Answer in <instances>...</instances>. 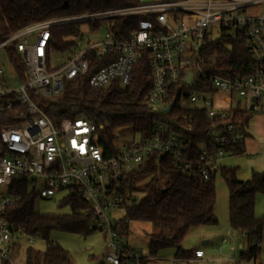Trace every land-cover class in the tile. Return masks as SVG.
Returning a JSON list of instances; mask_svg holds the SVG:
<instances>
[{
	"label": "built area",
	"instance_id": "2783aa9c",
	"mask_svg": "<svg viewBox=\"0 0 264 264\" xmlns=\"http://www.w3.org/2000/svg\"><path fill=\"white\" fill-rule=\"evenodd\" d=\"M259 5L260 13L247 14ZM131 16L142 19L127 39L116 35L110 22ZM71 22L103 23L106 31L102 40L86 41L79 51L75 44L67 61L49 69L50 29ZM230 34L245 37L249 55L235 76L218 66L217 51L211 50L213 43ZM8 47L21 58L23 82ZM144 52L152 80L145 102L153 117L145 135L132 131L131 140L118 144L120 130L107 132L84 117L54 124L31 97L61 95L67 82L87 75L90 67V88L113 83L124 87ZM101 59L106 63L100 67ZM187 75L189 83L184 81ZM219 96L228 108L214 111L213 99ZM180 100L190 107H177ZM238 114L264 115V0H137L116 10L37 23L9 36L0 42V258L9 257L19 238L25 237L29 246L45 241L25 235L5 218V210L16 201L10 188L14 180L24 179L28 190L41 199L80 192L91 227L107 239L98 264H148L150 255L121 245V220L105 213L130 204L123 198L126 179L151 158L169 161L191 180L215 177L222 160L233 155L230 148L247 137L246 126L236 121ZM202 115L208 124L197 128ZM120 128L130 131L132 126ZM242 237L248 239L246 234ZM263 241L252 245L264 251ZM241 252L230 259L232 264H261L244 259L247 249ZM202 256L201 250H194L191 258L173 261L197 264Z\"/></svg>",
	"mask_w": 264,
	"mask_h": 264
},
{
	"label": "trees",
	"instance_id": "16d2710c",
	"mask_svg": "<svg viewBox=\"0 0 264 264\" xmlns=\"http://www.w3.org/2000/svg\"><path fill=\"white\" fill-rule=\"evenodd\" d=\"M135 4L137 0H0V42L37 23L116 10ZM140 19L142 16L117 18L110 25L116 35L127 39L128 32L135 29ZM100 25L98 22H71L52 26L48 48L50 52L67 53L82 35L84 26L91 32L98 30ZM7 50L11 64L23 82L24 66L21 58L12 47ZM211 50L217 51L218 66L230 76L238 74L240 68L249 62L243 35H226L213 43ZM105 63L101 59L98 66ZM92 73L93 69L90 67L87 75L67 82L59 96L47 99L35 95L31 97L54 124L64 118L84 117L97 126H103L107 132L131 125V132L145 135L153 122L145 102L152 81L147 52L143 53L141 60L133 67L130 81L124 87L113 83L108 87L92 89L88 85V78ZM250 117L238 114L235 118L238 123L247 126ZM199 120L197 128L200 125L207 126L208 121L203 115ZM230 150L233 155H241L243 144L233 146ZM218 173L228 192L230 229L240 235L246 234L248 239L263 240L264 214L255 216L254 201L257 194L264 195V172H252L247 181L237 180L235 168H220ZM214 178L204 182L191 180L167 160H147L126 179L123 198L130 201V204L122 207L124 218L117 229L119 236L127 233L129 221L147 222L154 229L146 235L151 257L166 248H173L175 257H189V253L181 246L188 229L217 223L214 216ZM10 193L16 197V201L5 210L8 222L25 235H39L49 244L42 251L28 246L24 252V264H70L68 251L49 242V233L61 231L87 236L96 231L91 227V214L83 213L88 205L77 190L60 201V206L69 207V213L57 215L34 210L37 196L28 190L24 179L14 180ZM137 193L142 195L139 199L135 197ZM246 249L245 260L259 258L261 250L256 246L250 244ZM0 264L9 262L1 259Z\"/></svg>",
	"mask_w": 264,
	"mask_h": 264
},
{
	"label": "rangeland",
	"instance_id": "374dc122",
	"mask_svg": "<svg viewBox=\"0 0 264 264\" xmlns=\"http://www.w3.org/2000/svg\"><path fill=\"white\" fill-rule=\"evenodd\" d=\"M262 5L249 8L247 14L254 15L260 13ZM106 31V26L102 23L97 30L96 34H92L85 26L82 30L81 39L76 44V51L81 50L86 41L95 42L102 40V37ZM75 49L74 47L72 48ZM67 53L59 54L52 52L49 55L48 68L54 69L60 65L63 61H67L72 56L73 50ZM4 60V57H1ZM190 92L191 88L185 87ZM223 98L215 97L213 99V110L227 109L228 106L224 104ZM177 107H190V105L180 100L177 103ZM258 118H264L262 114H254L250 117L248 125L246 126V133H249L253 139H257V129L264 127V120H258ZM129 126V125H128ZM125 127V126H124ZM114 130H120L116 135V142H127L131 140V131L123 130V128H117ZM258 150L255 154L250 156L235 157L238 169H236V178L240 181H247L250 179L251 170H257L264 166V147L259 143ZM215 187V204H214V216L217 220L216 225L212 226H198L188 229L183 241L181 243L182 249L185 251H191L194 248L199 247L205 254V262L203 264H232L230 259L232 257L239 256L240 251H244L247 247L246 239L242 235L235 233L229 227L228 214H227V201L228 192L222 176L218 173L214 178ZM65 195L64 192L56 193L50 199L37 198L34 202V210L41 213L49 214H67L69 213L68 206H60V201ZM142 195L137 193L136 199H139ZM254 214L260 217L264 214V195L257 194L254 201ZM105 215L108 218H115L117 220H123L124 208L108 210ZM154 231L152 226L147 222L129 221L127 224V233L123 236H119V242L122 246L141 250L144 255H149L147 249L146 235ZM224 238L225 244L221 245V240ZM48 241L56 243L68 251L70 255V264H98L99 258L107 243L106 235L103 231L96 230L87 236H82L73 233L51 231L48 236ZM203 241H209L207 244L202 245ZM252 244L254 239L249 240ZM48 242L35 240L31 246L36 250H44ZM239 245L241 248L239 249ZM28 243L25 237L19 238L15 246L12 247L10 255L7 258L9 264H24L25 249L28 247ZM264 247V241L262 242ZM175 257V250L173 248H166L157 252L154 264H177L169 262L170 259ZM209 260H206L208 259ZM260 259L264 262V251L260 253ZM1 260V258H0ZM184 264V263H178Z\"/></svg>",
	"mask_w": 264,
	"mask_h": 264
},
{
	"label": "crops",
	"instance_id": "0c3cea01",
	"mask_svg": "<svg viewBox=\"0 0 264 264\" xmlns=\"http://www.w3.org/2000/svg\"><path fill=\"white\" fill-rule=\"evenodd\" d=\"M261 119L264 120V118H258L259 121ZM255 134H257L256 135L257 139H253V137L249 133H247V137H246V139H245V141L243 143V153L241 155H229V156H226L221 162V168H235V169H238L239 167H238L237 162H236L237 158L235 159V157L250 156V155L255 154L257 152V150H258L259 143H261V145L263 144V147H264V143H263L264 127H261L260 129H257V133H255ZM256 169L257 170H254V169L251 170V173L252 172H258V173L264 172V166H262L261 168H257L256 167ZM250 176H251V174H250ZM222 240H224V238H222ZM222 240H221V245H224L226 242L222 243ZM249 240L250 239H246L247 245L251 244ZM208 242L209 241H203L201 244L204 245V244H207ZM240 248H241V246L239 245V249ZM194 250H201L202 251V249H200L199 247L194 248L191 251H187L189 253V258H191V254H192V252ZM175 258L182 260V259H185V258H188V257H181V258L174 257V258L170 259L169 262L177 263V264L178 263H184L183 261H179V262L173 261ZM206 260H209V258L206 259ZM197 261H198L197 264H203L205 262V254H204V252H203L202 258H199ZM253 261L256 262V263L264 264V262H262V260L260 259V256H259V258L257 260H253ZM155 262H156V258L152 257V259L148 262V264H154Z\"/></svg>",
	"mask_w": 264,
	"mask_h": 264
},
{
	"label": "water",
	"instance_id": "95a60500",
	"mask_svg": "<svg viewBox=\"0 0 264 264\" xmlns=\"http://www.w3.org/2000/svg\"><path fill=\"white\" fill-rule=\"evenodd\" d=\"M189 78H190V75H187L184 81H185L186 83H189ZM170 107H171V106H170ZM170 107L167 109V111L170 110Z\"/></svg>",
	"mask_w": 264,
	"mask_h": 264
}]
</instances>
